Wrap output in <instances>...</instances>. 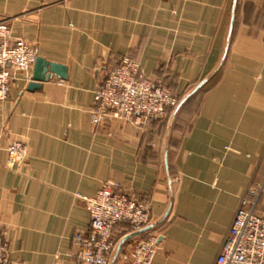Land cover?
<instances>
[{"label": "crops", "instance_id": "0c3cea01", "mask_svg": "<svg viewBox=\"0 0 264 264\" xmlns=\"http://www.w3.org/2000/svg\"><path fill=\"white\" fill-rule=\"evenodd\" d=\"M233 0H0V21L37 55L65 65L26 89L11 69L0 100V236L7 264H79L77 233L90 236V216L77 194L106 181L149 203L151 222L170 201L164 147L172 111L143 121L111 113L95 126V91L124 56L139 77L161 82L181 99L218 65ZM31 73V72H30ZM27 144L24 163L5 164L6 146ZM171 208L152 264H213L249 186L264 217V0H237L231 39L219 69L179 110L168 146ZM115 225L118 242L130 233ZM142 235L127 240L115 264Z\"/></svg>", "mask_w": 264, "mask_h": 264}, {"label": "built area", "instance_id": "2783aa9c", "mask_svg": "<svg viewBox=\"0 0 264 264\" xmlns=\"http://www.w3.org/2000/svg\"><path fill=\"white\" fill-rule=\"evenodd\" d=\"M37 52L23 38L12 37L7 20L0 21V100H5L11 85V69L25 71L30 80ZM140 62L122 57L97 87L91 122L97 126L113 113L135 116L143 121L161 118L178 103L177 98L161 82L139 77ZM5 164L16 168L24 163L27 144L12 141L6 148ZM117 181H106L92 196L77 194L90 216V236L77 233L79 264H108L116 245L113 229L120 222L128 223L129 232L151 223V206L119 191ZM262 186H249L241 197L229 228L213 264H264V217L256 214L249 195L257 197ZM154 230L139 237L122 259L130 264H152L159 247ZM8 263V244L0 236V264Z\"/></svg>", "mask_w": 264, "mask_h": 264}, {"label": "water", "instance_id": "95a60500", "mask_svg": "<svg viewBox=\"0 0 264 264\" xmlns=\"http://www.w3.org/2000/svg\"><path fill=\"white\" fill-rule=\"evenodd\" d=\"M236 5H237V0H233L230 22H229V28H228V34H227V39H226V45H225L224 52L222 54V57H221L218 65L191 92H189L185 97L180 99V101L176 104V106L174 107V109L172 111V115L170 117L168 129H167V133H166L165 147H164V164H165V169L167 172L168 182H169V186H170V201H169L168 208L160 219L149 223L148 225H146L145 227H143L137 231H133V232H130V233L124 235L118 242H116L115 248L113 249V251L111 253L108 264H115L117 257L120 253V250H121L123 244L127 240H129L135 236L142 235V234H145L147 232L155 230V228L165 220V218L167 217V215L170 211L171 204H172L171 203V200H172L171 199V178L169 175L167 155H168V146H169V140H170L172 126H173L174 120H175L179 110L182 108V106L185 104V102L189 99V97L191 95H193L197 90H199L221 66V64L225 58V55H226V52L228 49V45H229V42L231 39V35H232V29H233V24H234V19H235ZM52 76H56L60 79H66L67 78V67L61 63L52 62V61H49V60L37 55L36 59L33 63L32 69H31V77H30L29 83L27 84L26 89L28 91H33V90L39 89L41 87V83L45 80H48ZM158 240L160 242L161 235H158Z\"/></svg>", "mask_w": 264, "mask_h": 264}, {"label": "rangeland", "instance_id": "374dc122", "mask_svg": "<svg viewBox=\"0 0 264 264\" xmlns=\"http://www.w3.org/2000/svg\"><path fill=\"white\" fill-rule=\"evenodd\" d=\"M175 97L177 98V100H178V102H179L181 98H180V97H177V96H175ZM175 106H176V105H175ZM173 108H174V107H173ZM166 117H167V116H166V115H164V116H163V117H161V118H165V119H166ZM142 235H144V234H142Z\"/></svg>", "mask_w": 264, "mask_h": 264}, {"label": "trees", "instance_id": "16d2710c", "mask_svg": "<svg viewBox=\"0 0 264 264\" xmlns=\"http://www.w3.org/2000/svg\"><path fill=\"white\" fill-rule=\"evenodd\" d=\"M128 224V223H127ZM129 226V225H128ZM130 229V227L128 228V230Z\"/></svg>", "mask_w": 264, "mask_h": 264}]
</instances>
